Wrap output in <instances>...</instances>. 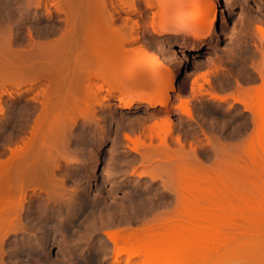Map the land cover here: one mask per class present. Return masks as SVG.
Masks as SVG:
<instances>
[{
    "label": "rangeland",
    "instance_id": "rangeland-1",
    "mask_svg": "<svg viewBox=\"0 0 264 264\" xmlns=\"http://www.w3.org/2000/svg\"><path fill=\"white\" fill-rule=\"evenodd\" d=\"M54 1L35 6V0V5L0 0V90L17 95L3 96L0 115V160L7 162L8 182V189H2L9 202L0 217V264H113L114 247L106 232L162 223L179 226L187 214H209L221 228L228 225L219 234L223 246L214 250L217 257L214 252V258L194 264H264V37L258 31L264 26V0H161L165 18L160 20L168 32L158 36L141 26L139 42L173 69L167 109L142 103L124 111L112 99L110 107H97L98 125L80 117L74 127L68 123L69 130L58 129L47 137L38 157L41 164L58 158L53 181L27 179L22 201L18 189L10 193V148L25 140L21 131L29 135L47 87L53 103L64 95L52 76L63 72L64 78L77 77L76 57L88 47L81 40L84 28L68 31L66 16L58 11V5L68 11L71 0ZM202 3L218 11V21L209 30L200 22ZM75 4L87 6L81 0ZM144 7L140 4L142 16L150 21L152 11ZM120 16L118 24L127 15ZM37 44L51 49L42 51ZM89 61L88 55L80 58L81 65ZM13 77L24 83L10 85ZM33 79L38 81L29 84ZM183 108L191 117L182 114ZM156 121L170 127L166 145L157 137L151 142L144 129ZM126 135L145 143L135 144L137 148ZM28 160L33 167L37 158L30 154ZM53 190L76 206L75 214L65 211L66 218L39 223L32 213ZM18 205L22 209L16 213ZM127 259L121 256L120 264Z\"/></svg>",
    "mask_w": 264,
    "mask_h": 264
},
{
    "label": "bare ground",
    "instance_id": "bare-ground-1",
    "mask_svg": "<svg viewBox=\"0 0 264 264\" xmlns=\"http://www.w3.org/2000/svg\"><path fill=\"white\" fill-rule=\"evenodd\" d=\"M35 1L37 5L33 4V0H30V2H32L30 5L40 6L42 0ZM79 1L71 0L69 2L68 11L60 8L58 5L60 4L59 1L55 4L56 6L58 5V11L64 13L66 16L68 31L75 32L77 27H79L78 25L85 30V34L81 40L88 44V47L84 48V50L80 52L81 54L78 53L76 57L75 64H80V66L75 65L78 75L72 79L64 78L63 72L58 75L57 78L52 76L54 87H56L57 84L60 89L65 91V93L63 91L64 95L59 101L55 99L56 102L53 103L52 101L55 97L49 94L50 88L47 87L43 94V100L41 101V113L34 122L29 135L26 129L21 131V133L25 135V140L20 144L15 141L13 143V148H10V193L18 189L22 194V201L23 197H25L22 189L27 179L44 177L47 181H53L54 172L58 168V158H47L43 164L40 163L41 161L39 159L41 157L40 154H42L44 150V143L45 141L47 142L51 134L55 135L58 129L59 131L69 130L67 129L69 127L68 123L74 127L80 117L81 119L83 118V121L88 125H98L100 121L97 116V107H102L105 103L109 105L112 99H117L120 103L118 108L124 111H129L142 103H145L148 108L163 106L167 109L169 94L173 90V69L167 66L158 55L153 54L149 48H146L145 45H143L144 43L142 44L139 42V29L142 28L141 26L150 27L152 32L158 34V36L159 34L162 35L168 32V29L165 28L166 25L163 23L164 20L162 22L160 20L165 18H162L164 14V5L161 0H81V2L87 4V6H83L82 8H80V5L75 4ZM140 4L145 6L144 9L152 11L151 18L149 17L150 21H146L143 18V13L140 11ZM110 6H112L113 11H110ZM199 11L200 18H203V21H201L202 18L200 19L201 25L203 23V28L209 30L214 22L216 20L218 21L217 9L213 5L207 7V5L202 3L199 6ZM121 13H125L127 16L123 17L121 23L118 24ZM139 18H143L144 20L142 19L141 22ZM3 29L10 32L9 27H4ZM170 29L172 30V28ZM258 31L262 34V37H264L263 25L258 26ZM37 45L42 51L47 52L51 49L50 46L46 44ZM83 55L90 56L91 61L82 62L81 65L80 58ZM74 72L76 73L75 70ZM37 81L38 80L33 79L29 84L33 85ZM23 83L24 81L22 78L13 77L10 79V85L17 88ZM142 86L143 90L141 91L138 87L140 88ZM134 87L137 88L135 89ZM144 87L147 89L146 92ZM190 88L194 90L193 86ZM133 90H135V92ZM137 90L139 94H137ZM75 91L78 95L80 94V97L83 95L82 97H84L85 100L82 98L79 99ZM148 91H150L151 95H144L145 93L147 94ZM141 92L143 93L140 94ZM6 93H9L12 99L17 96L15 93L4 90L3 88L0 90V115L4 113L2 98ZM131 93H136V95L134 94L135 98ZM130 94L133 97H131ZM128 96H130V99H127ZM213 97L215 99L224 100L222 97ZM262 102H264V100ZM262 109L264 112V103ZM181 112L187 115V117H191V112L188 108ZM169 113L166 114V121ZM53 126H56V128H53ZM144 129H146V131L148 130V138L150 141L152 140L151 142H153L154 137H157L161 138L163 141L159 140L164 142L165 145L167 144V141L165 142L167 139L165 138L170 135L171 130L166 122L160 124V122L158 123L156 121L153 125H150V127L145 126ZM125 138L133 143L134 146H136L135 144L137 143H145L144 141L141 142L140 139V142L138 139L134 141L129 135H126ZM136 147L138 148V146ZM136 147L133 148V150L136 151ZM30 154H33V156L37 158L33 167L28 165ZM6 172L7 162L0 160V217L1 215L4 216V211H6L9 205L8 199L4 195L5 190L2 189L8 186ZM78 198L79 197H77V199ZM68 200L69 199H66L64 194L53 190L52 193L48 194L45 200L37 206L35 212L32 214L39 220V223L43 220L47 223L51 222L55 216L58 217V219H63L65 211H67L69 215L75 214L74 208L76 206L69 205L68 203H71V201ZM10 202L12 203L11 199ZM88 202L85 203L88 204ZM57 206L59 208L56 209ZM95 208L97 209V206H94L93 209ZM20 209H22V207L18 205L17 211L15 207L12 208V211L19 213L21 211ZM54 209H56V212L57 210L59 211L58 214H56ZM12 211L10 210V212ZM123 211L125 212V209ZM95 212L97 211L95 210ZM79 214L81 215V213ZM186 216L183 217L182 215L183 220L180 218L179 221L181 223L179 222V226H169L161 222L162 224H156L157 226L144 225L140 228H131L127 230L129 232L125 230L106 232V240L114 247L113 264H120V257L124 255L128 256L125 264H134L133 259L141 255L144 259L143 262L142 259L140 261L142 264H150V262L152 263V261L157 260L164 263L167 262L168 264H194L204 259L206 256H213L212 258H214V254L216 255L217 253L214 250L218 251V248L223 246L219 237L222 236L221 231L224 227L226 228L227 224L221 228L220 221L215 219V217H213V219L209 214L204 215L205 217H197L196 215L190 216L188 214ZM66 217L67 216L64 218ZM156 218L158 219V217ZM156 218L155 220L158 221ZM1 220L2 219H0V221ZM38 220H36V222ZM202 229L204 233L200 234L199 231L201 232ZM34 253L35 252H33V255L37 254ZM211 253L214 254L210 255Z\"/></svg>",
    "mask_w": 264,
    "mask_h": 264
}]
</instances>
